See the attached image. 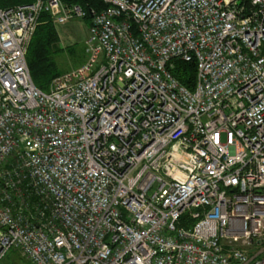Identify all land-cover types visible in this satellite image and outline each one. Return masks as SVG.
<instances>
[{
    "label": "built area",
    "instance_id": "obj_1",
    "mask_svg": "<svg viewBox=\"0 0 264 264\" xmlns=\"http://www.w3.org/2000/svg\"><path fill=\"white\" fill-rule=\"evenodd\" d=\"M103 1L48 90L27 59L39 16L85 10L0 6V259L264 264V0Z\"/></svg>",
    "mask_w": 264,
    "mask_h": 264
},
{
    "label": "trees",
    "instance_id": "obj_2",
    "mask_svg": "<svg viewBox=\"0 0 264 264\" xmlns=\"http://www.w3.org/2000/svg\"><path fill=\"white\" fill-rule=\"evenodd\" d=\"M33 0H0L1 7L27 3ZM65 5H80L85 10L84 19L89 24L92 22L94 12H99L106 7L103 0H62ZM59 33L55 21L48 11H43L38 19L36 30L30 41L27 59L31 74L37 86L48 90L53 78L63 71L55 58V53L61 48L58 45ZM172 71L184 85L193 88L196 82L197 65L194 59L186 60L181 56L172 59ZM20 253V252H19ZM23 264L30 261L21 256ZM1 262V261H0Z\"/></svg>",
    "mask_w": 264,
    "mask_h": 264
},
{
    "label": "rangeland",
    "instance_id": "obj_3",
    "mask_svg": "<svg viewBox=\"0 0 264 264\" xmlns=\"http://www.w3.org/2000/svg\"><path fill=\"white\" fill-rule=\"evenodd\" d=\"M55 25L59 33L58 45L61 48L55 53V58L61 71L82 64L88 57L86 39L89 34V23L83 17H75L65 23L55 22ZM248 250H253V247ZM21 256L18 250L12 249L0 259V264H23Z\"/></svg>",
    "mask_w": 264,
    "mask_h": 264
}]
</instances>
